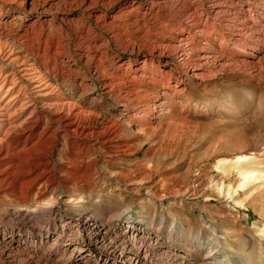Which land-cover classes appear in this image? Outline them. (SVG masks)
<instances>
[{
  "label": "rangeland",
  "instance_id": "obj_1",
  "mask_svg": "<svg viewBox=\"0 0 264 264\" xmlns=\"http://www.w3.org/2000/svg\"><path fill=\"white\" fill-rule=\"evenodd\" d=\"M164 1L162 7L169 12L162 8L154 21L142 15L154 5L151 0H105L90 10L59 12L49 39L58 43L61 33H69L71 45L74 32L65 17L82 15L94 23L92 12L105 23L119 15L113 25L116 35L101 26L97 34L117 61L130 69L143 68L144 77L136 90L120 86L117 95L103 94L98 80L91 85L101 107L96 125H121L109 149L95 138L59 131L49 139L50 149L37 145L24 154L22 148L30 149L33 143H22L13 161L0 163V236L15 239L5 252L0 246V264H79L68 245H83L94 255L103 242L94 228L84 225L81 214L89 212L107 224L105 247L129 230V219L123 217L127 210L142 221L146 236H158L153 239L156 250L169 244L195 264H217L208 251L218 235L244 264H264V0H224L231 11L221 17L213 16L211 0H182L184 10ZM14 16L12 24L2 23ZM38 17L39 9L23 0H0V80L8 75L11 84L26 91V76L43 73L28 52L32 40L33 49L43 46L37 41ZM183 29L191 40L179 47L178 32ZM198 47L208 52L209 60H200ZM1 52L16 58L7 61ZM211 52L225 54L226 61L228 56V64L215 62ZM195 67L198 74L192 76ZM83 71L92 80L90 71ZM42 77L51 79L45 73ZM53 86L61 92L58 99L70 98L75 90L70 78ZM120 112L134 123L125 124ZM56 127L44 123L42 140ZM251 156L258 161L252 178L232 163L240 159L238 166L244 165ZM10 208L29 210L35 214L34 224L15 220L7 213ZM48 218L59 230L52 227L47 242ZM59 234V242H54Z\"/></svg>",
  "mask_w": 264,
  "mask_h": 264
},
{
  "label": "bare ground",
  "instance_id": "obj_2",
  "mask_svg": "<svg viewBox=\"0 0 264 264\" xmlns=\"http://www.w3.org/2000/svg\"><path fill=\"white\" fill-rule=\"evenodd\" d=\"M101 1L103 2L105 0H23V2L29 4L31 8L39 9L40 17L36 19V24L39 26L37 41L43 46L39 49H33L32 40L29 45L31 49H28V52L40 62V64L38 63V65H40L39 69H41L43 73L39 75L32 72L26 76L28 82L30 83V90L27 91L23 90V88H21L22 86L17 88V84H11L10 77L8 75H5L0 80V163H4L9 160L13 161V156L16 154L22 143L26 145L33 143L30 149L22 148L21 152H24V154L27 150L32 151V149L37 145H40L44 150L50 149L52 143L50 144L51 141H49V139L53 136H59V131L71 134L69 136L80 134L91 139L95 138L97 144H99L103 149H109L113 146V139L118 137V133L121 131V125L118 123L114 126L115 128L112 126L98 127L96 125L97 123L94 121L96 116L99 114L97 108L100 106L99 103L96 102L97 99L93 97L96 92H93L94 88L91 85L94 80H98L103 94L117 95V93L121 91L120 86L127 85L129 89H124L126 91H129L130 88L136 90L135 87L138 84V79L144 77V74H141L143 68L136 67L130 69L125 67L123 62L117 61L112 56L111 50L107 46L105 38L102 35L97 34L98 32L96 31V27L101 26L108 33L116 35L118 31L116 30V27H114V23L118 20L119 15H111L109 17V21H105V23L101 22L102 17L97 16L92 12H90V16L95 17L94 23L87 21V19L85 20L82 15H79L78 18L65 17L64 20L67 21L71 28H73L71 30L74 32V45H71L69 40L72 36L70 37L69 33H65L64 29L60 26H57L56 29L61 30L65 34H60L61 36L59 38V42L55 43L49 39V34L55 26L54 22L56 21V17L58 18L59 12L62 9L66 8L71 10L74 8L84 7L85 9L90 10L93 4L96 2L101 3ZM151 1L154 5L146 10L145 13H142V15L146 16L147 19H153L154 21V19H156V15L158 14L157 12H159L162 8L165 12H169L166 7H162L163 2H165L164 0ZM169 2L171 8L175 7L180 10H184V5H186V3L182 0H170ZM209 6L211 12L214 14L213 16L215 17H221L231 11L229 9L230 6H228L224 0H211ZM187 16L188 18H191L192 13H188ZM259 17H261V12L257 14L256 18ZM14 19L15 16L12 20L2 23L12 24ZM198 19L200 18L198 17ZM160 21H162V19ZM250 23L254 28L257 27L255 21L251 20ZM262 24L264 25V20ZM190 36L191 34L186 32L184 29L180 30L178 32V41L180 42L179 47L182 46L181 44L191 40ZM198 51L200 52V55H198L200 60L210 59L208 52L203 47H198ZM211 53V57L214 61L221 63L222 65L229 60L226 55V61L224 56L225 54L220 55L221 52L219 54L220 56H217L218 54L213 56V52ZM250 54L252 55V53ZM3 55L7 61L16 58V55L12 53H5ZM254 56L256 57V55ZM258 57L259 56H257V58ZM232 59L238 63L240 61H238L235 57ZM249 62V64H255L253 61ZM84 69L90 71L92 74V80L86 79L87 77H85L86 75L83 73ZM44 73L51 78V81L42 77ZM139 74L141 75L137 77ZM197 74L198 69L195 67L191 70V75L196 76ZM66 78L74 80L75 90L72 92L70 98L58 99L61 92L59 94V91H57L58 89H55V86H53V82L57 83V81L59 82L60 80H64ZM133 90L131 91L132 93L135 92ZM126 101H122V103H126ZM85 105H88V107H84ZM123 106L127 107L126 104H123ZM120 118L127 125L134 123V121H131L132 119L126 117L125 112H120ZM44 123L48 128H50L52 124H56L57 127L53 132L51 131L52 133L48 135V138L46 137L47 139L44 138V140H42V136L46 129H40L43 127ZM35 137H38V140L32 142L31 140ZM88 145L91 146V143ZM240 158L242 159L243 157ZM255 158L256 157L253 156L246 157L244 160L245 164L240 166H238L241 162L240 159L232 161V163H235L233 167H237L236 169L239 170L240 174L252 178V175L255 174V170L257 168L255 165L258 163ZM27 161L28 158H26L23 162L26 163ZM93 164L94 161L89 165L92 166ZM4 169L2 168L1 171ZM7 213L14 217L15 220L17 219L28 224H32L35 219V214L26 209L11 210L10 208L7 210ZM123 217L129 219V230H127L126 233L123 232L122 239H120L119 236H116L118 238L116 241H110L107 246L105 245L104 247L103 242L108 235L107 224L97 221V219H95L89 212L81 214L84 225L90 227V229L94 228L97 233L96 235L101 236V239L99 240L103 242L97 246V251L94 255H92V253L89 252V250L83 245L78 246L79 244L77 243H71L70 246L68 245L67 248L71 250L72 255L75 258V262L79 264H195L187 253L181 254L177 252L172 245L164 244L159 250H156L153 244V239L156 237V239H158V236H146V233L143 232L142 221L133 218L130 210H127ZM40 223H42V221ZM45 223L48 228L46 232L48 240L46 238L45 239L48 242L53 236L50 229L54 227L58 231L59 225L49 218ZM61 233L64 232L62 231ZM147 237H150L151 240L147 239ZM59 238L60 234L55 237L53 241L59 242ZM215 239L216 240L212 248L208 251L209 259L215 260L217 264H244L240 258L231 255L229 246L225 241L227 239H221L218 235H216ZM40 240L41 242L45 241L43 238ZM13 241H15L13 236H0V246L3 247L1 250L4 251L5 248L13 243Z\"/></svg>",
  "mask_w": 264,
  "mask_h": 264
}]
</instances>
